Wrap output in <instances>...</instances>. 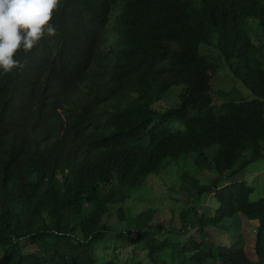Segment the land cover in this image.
<instances>
[{"label":"trees","instance_id":"obj_1","mask_svg":"<svg viewBox=\"0 0 264 264\" xmlns=\"http://www.w3.org/2000/svg\"><path fill=\"white\" fill-rule=\"evenodd\" d=\"M61 3L59 34L21 52L22 71L0 74V264H115L97 249L118 240L142 245L148 264H264V199L254 213L252 187L223 185L264 159V0ZM250 56L260 67L242 82L253 98L217 103L213 72ZM178 87L177 107H156ZM186 156L194 172L183 176L191 201L180 219L194 212L200 239L238 214L257 222L256 262L239 248L171 240L149 226L153 209L118 207L115 236L110 207ZM205 170L218 174L207 186ZM203 195L218 202L214 214L197 215Z\"/></svg>","mask_w":264,"mask_h":264},{"label":"rangeland","instance_id":"obj_2","mask_svg":"<svg viewBox=\"0 0 264 264\" xmlns=\"http://www.w3.org/2000/svg\"><path fill=\"white\" fill-rule=\"evenodd\" d=\"M206 52L214 54L216 58L218 56L214 48L201 47V53ZM260 67V64L255 61L253 57H248L247 60L236 69L231 67L227 63L220 64L219 68L213 72L212 80V94L217 99V103L228 100H238L242 98H253L252 94L244 86L242 78L246 74L249 68ZM183 88H174L166 95L163 102L156 106L161 110L177 107L179 104V97L182 94ZM171 128L181 129L182 126L178 123L171 124ZM192 157L186 156L181 161L174 164L169 170L161 173L160 175L153 177L151 181L141 188L139 191H134L131 197L127 200L125 205H116V207H110V214L108 215V223L114 225L116 228L115 236L119 237L121 232H124L123 227L118 224V219L114 216L117 213L118 207L130 209L133 215H138L149 209L155 210L153 219L149 226L152 229L163 228L164 233L171 232V240L182 242L188 238H198L197 218L195 213L191 212L186 222L180 219L181 213L189 205L191 201L190 194L183 187V176L188 174V178H191L194 172V166L191 162ZM218 178V174L215 171L205 170L197 179L201 185H209L215 179ZM231 181L246 182L253 188L254 192L251 196V210L255 213L260 210V206L263 204L264 199V159L253 162L249 167L239 172L232 179L224 181V184H228ZM222 184V183H221ZM221 185V186H223ZM195 208L202 214L205 209H212L211 214H214L219 207L218 202L212 195H203L198 200L195 198ZM194 203V204H195ZM205 208V209H204ZM119 226V227H117ZM258 223L248 221L244 215L238 214L234 218L227 220L223 228H209L208 236L204 239L207 243L213 246H227L233 248H239L246 252L247 256L254 262H256L255 244L259 238L257 231ZM181 234H177L180 233ZM165 235V234H164ZM180 235V236H179ZM117 245L121 248L118 250ZM134 250H138L135 254ZM142 250V245L135 244L133 241H111L103 242L98 246L97 253L106 261L113 262L115 264H129L132 259H136L142 264H148V260ZM131 254V255H130ZM118 256V257H117Z\"/></svg>","mask_w":264,"mask_h":264},{"label":"clouds","instance_id":"obj_3","mask_svg":"<svg viewBox=\"0 0 264 264\" xmlns=\"http://www.w3.org/2000/svg\"><path fill=\"white\" fill-rule=\"evenodd\" d=\"M61 7V0H0V74L22 71L21 52L27 56L45 37L59 34L55 14Z\"/></svg>","mask_w":264,"mask_h":264}]
</instances>
